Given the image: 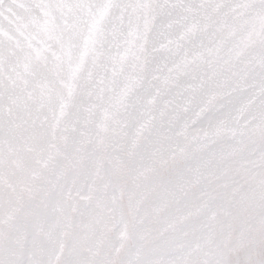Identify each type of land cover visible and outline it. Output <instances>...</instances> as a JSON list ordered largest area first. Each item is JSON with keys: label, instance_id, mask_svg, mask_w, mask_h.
I'll return each mask as SVG.
<instances>
[{"label": "snow or ice", "instance_id": "obj_1", "mask_svg": "<svg viewBox=\"0 0 264 264\" xmlns=\"http://www.w3.org/2000/svg\"><path fill=\"white\" fill-rule=\"evenodd\" d=\"M0 264H264V0H0Z\"/></svg>", "mask_w": 264, "mask_h": 264}]
</instances>
